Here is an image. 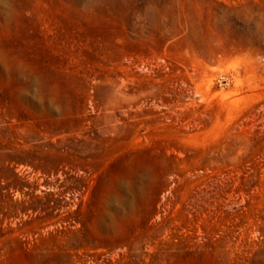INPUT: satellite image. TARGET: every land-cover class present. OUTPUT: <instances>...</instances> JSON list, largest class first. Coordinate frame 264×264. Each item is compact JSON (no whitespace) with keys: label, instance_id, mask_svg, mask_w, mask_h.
I'll return each instance as SVG.
<instances>
[{"label":"rangeland","instance_id":"obj_1","mask_svg":"<svg viewBox=\"0 0 264 264\" xmlns=\"http://www.w3.org/2000/svg\"><path fill=\"white\" fill-rule=\"evenodd\" d=\"M0 264H264V0H0Z\"/></svg>","mask_w":264,"mask_h":264}]
</instances>
